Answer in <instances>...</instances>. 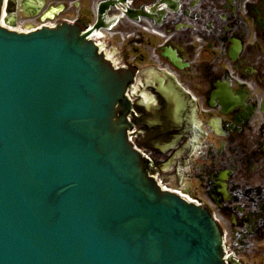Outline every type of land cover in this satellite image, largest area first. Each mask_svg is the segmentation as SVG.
Segmentation results:
<instances>
[{
  "label": "water",
  "instance_id": "1",
  "mask_svg": "<svg viewBox=\"0 0 264 264\" xmlns=\"http://www.w3.org/2000/svg\"><path fill=\"white\" fill-rule=\"evenodd\" d=\"M123 87L70 27L0 28V264H222L112 124Z\"/></svg>",
  "mask_w": 264,
  "mask_h": 264
},
{
  "label": "flooded vegetation",
  "instance_id": "2",
  "mask_svg": "<svg viewBox=\"0 0 264 264\" xmlns=\"http://www.w3.org/2000/svg\"><path fill=\"white\" fill-rule=\"evenodd\" d=\"M36 1L35 10L15 0L18 14L37 24L59 8L54 20L87 35L111 33L105 46L112 62L136 70L153 55L174 71L163 79L138 75L132 94L177 85L189 91L205 132L188 193L215 218L237 264H264V0ZM168 49L183 70L162 57Z\"/></svg>",
  "mask_w": 264,
  "mask_h": 264
}]
</instances>
